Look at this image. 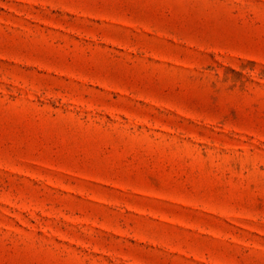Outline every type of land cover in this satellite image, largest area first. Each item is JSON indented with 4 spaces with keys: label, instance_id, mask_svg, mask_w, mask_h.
Segmentation results:
<instances>
[{
    "label": "rangeland",
    "instance_id": "rangeland-1",
    "mask_svg": "<svg viewBox=\"0 0 264 264\" xmlns=\"http://www.w3.org/2000/svg\"><path fill=\"white\" fill-rule=\"evenodd\" d=\"M0 264H264V0H0Z\"/></svg>",
    "mask_w": 264,
    "mask_h": 264
}]
</instances>
